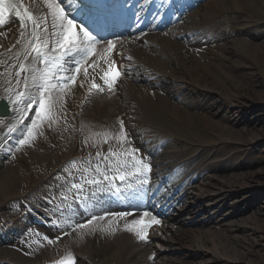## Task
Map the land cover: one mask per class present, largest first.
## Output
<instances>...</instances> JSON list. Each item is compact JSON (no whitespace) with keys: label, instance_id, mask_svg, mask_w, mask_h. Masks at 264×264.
<instances>
[{"label":"bare ground","instance_id":"6f19581e","mask_svg":"<svg viewBox=\"0 0 264 264\" xmlns=\"http://www.w3.org/2000/svg\"><path fill=\"white\" fill-rule=\"evenodd\" d=\"M163 2L172 4L171 0ZM185 2L188 6L176 5L180 8L172 14L175 21L171 25L161 30L111 39L117 40L111 58L116 60L120 71H124L115 91L110 93L105 87L103 92H89L92 81L84 80L81 71L80 83L84 86L77 83L64 94V107L61 109L57 105L51 127L47 125L35 130L34 150L29 144L15 150V143L22 139V127L16 128L13 140L7 139L6 125L2 123L5 117L0 116V210L11 204L20 206V213L24 208L22 201L31 196L34 197L29 203L31 208L34 205L36 209L38 205L61 221L64 227L68 226L67 222H73L67 228L68 234L60 237L62 229L50 234L43 226L33 225L27 216L20 219L12 216L8 219L11 224L28 220L33 226L21 232L24 243L30 248L23 250L21 245H5L2 241L0 262L58 264L61 260L74 259V264H264V226L261 225L264 201L256 202L255 196L260 190H253L259 184L264 187V166L250 169L246 161L217 164L224 143L264 139V117L255 113L259 108L255 102L252 104L255 99L252 101L250 97L254 91L264 96V34L254 39L257 33L247 31L249 26L259 27V22L254 21L248 11L250 5L256 6L255 0ZM258 2L264 6V0ZM12 3L20 5L19 0ZM180 3L183 4L184 0ZM23 6L33 9L36 16H47L48 25L52 24L43 0H23ZM227 8L243 13V29L237 36L223 28L221 16ZM259 9L264 11V8ZM12 21L7 20L6 26L0 28L3 33L0 35V98L7 97L11 107L16 108L22 102L17 100L19 88L14 83L22 78L14 74L23 56V48L22 45L11 48L21 31V24ZM24 30L30 32L28 24ZM53 31L49 28L50 33ZM55 39L54 35L51 36L50 49L55 47ZM106 42L97 44L96 54L87 59V64L99 65L92 67L93 74L89 72L88 79L96 77V82L101 85L103 81L99 77L107 70V61L102 59ZM118 48L124 50L125 59H117L120 57ZM237 50L245 53L244 57L241 58ZM45 51L50 57L58 58L65 69L74 68L68 53ZM74 54L82 58L87 56L83 50ZM25 63L31 65V100L38 99V86L42 83L39 77L45 65L31 60ZM239 71L245 72V77ZM34 75L37 77L35 81ZM9 81L14 89L11 95L5 91ZM51 83L58 81L53 79ZM51 95L55 99L60 95L59 90H54ZM252 107L251 113L246 111ZM234 108L239 113L231 115ZM21 112L18 109V114ZM120 119L124 121L126 142L118 139ZM129 126L138 128V139L148 149L157 151V159L141 150V141L132 137ZM46 132L52 136H47ZM77 132L80 138L76 141ZM202 132H207L209 137H204ZM109 148L117 152L137 150L136 158H142L150 165L149 171L140 172L137 181L148 180L149 188L153 174L159 178L165 173L163 181L159 178L153 185L160 186L154 191L159 206L153 208L156 212L163 211L165 219L153 215L150 210L131 211L133 207L130 206L123 212L128 213L125 217H106L104 221L94 222L92 229H70L91 216L74 215L75 206L67 208L73 193L72 185L82 184V189H76L78 193L90 202L94 201V197L101 194L99 186L103 185L86 183L97 176L91 175L90 166L96 170L99 165L102 172L111 174L117 170L116 158H112L111 165L102 158L109 154ZM24 152H28V157ZM97 152L101 155L97 156ZM226 154L223 152L221 156ZM9 158L14 160L11 164L5 163ZM57 158L64 161L62 168H68L69 176L62 175L61 178L58 173L53 174L52 169H47ZM119 159L124 162L125 158L121 156ZM132 163L129 158L127 166L122 169L134 172ZM97 173L101 176L100 172ZM243 186L246 188L241 194ZM65 191L69 192L68 195L62 194ZM149 191L151 189L144 193V204L151 208ZM43 199L48 203H43ZM250 200L245 209L240 207ZM202 205L214 212H203L205 217L198 219ZM225 207H228L226 213L223 212ZM43 211L40 213L44 214ZM95 212L102 210H95L93 214ZM141 218L145 223L153 218L160 221L145 229L146 241L138 239L135 231L125 229V225ZM3 229L4 226L0 228V234ZM45 236L56 242L48 244ZM100 259L104 261L100 262Z\"/></svg>","mask_w":264,"mask_h":264},{"label":"snow or ice","instance_id":"6c2138e0","mask_svg":"<svg viewBox=\"0 0 264 264\" xmlns=\"http://www.w3.org/2000/svg\"><path fill=\"white\" fill-rule=\"evenodd\" d=\"M43 3L46 5L49 14L52 18V24L48 25L47 16H36L33 11L29 8L23 6V0H20V5L12 3L11 0H0V25L6 23L5 11L6 10H15V15L20 19L21 22V31L15 43L11 48H15L17 45H22L23 56L19 59L17 70L15 71V76H21L25 71L29 70L31 67L30 64H26L28 61H38L40 64L45 65L44 69L41 71L39 79L42 83L39 87V98L32 99L31 102L27 103L26 110L32 109L35 105V114L36 118L32 120L31 125L28 127L26 134L22 139L18 141L20 146H26L30 143L32 139L35 138L38 128L44 123V120L49 121V127L55 122L57 105L59 108L64 107V94L70 92L72 87L78 83V77L83 70L85 78L89 77V68L99 67V65L87 64V59L96 54V45L101 41L94 36L86 27L78 25L73 18H69L68 13L65 11V8L62 6V0H43ZM7 6V9H6ZM23 7V13L20 8ZM31 24V31L27 32L24 30L27 27V24ZM49 28L55 30L49 32ZM3 35V33H0ZM55 36L54 48L50 49V39L51 36ZM117 47V40H108L106 42L105 55L102 59L107 61V70L103 72V75L99 77L103 81V85L96 82V77H91L92 83L89 88V92L93 90L103 92L105 87L111 93L114 92L116 86L123 75L119 69V65L115 59L111 58V54L114 53ZM11 48L9 51H11ZM45 49L50 51H57L61 54H67L69 52H76L80 54L83 50L87 53V56L83 57L79 61H74L75 67L71 69H65L63 64L58 58L50 57L48 52ZM19 56V54H17ZM37 77L34 75L33 80L35 81ZM56 79L58 83L53 84L51 81ZM20 81L17 80L16 84L19 85ZM27 87V83L25 84ZM83 83H80V87H83ZM59 90L60 95L53 99L51 93L54 90ZM5 91L11 95L14 89L11 86L9 81L5 87ZM17 95L23 96V93H16ZM20 101H17L19 103ZM120 135L118 137L121 141H127V134L125 132V126L123 119L119 120ZM42 134V133H41ZM107 143V141H105ZM137 150H125L124 152L113 151L111 148L108 149V155L103 156V160L107 161L109 165L113 163L112 158H116L117 171L119 172L118 177H113V179L118 178L121 181H124L127 176L134 175L142 170L149 171L150 165L145 163L142 158H136L135 152ZM97 156H100L101 153L97 152ZM123 156L124 162H121L119 159ZM131 158L133 161L132 168L134 172H126L121 170L127 166V160ZM85 171H88L87 169ZM96 171L100 172L103 175L104 180H109V177L101 171L99 165L96 167ZM102 181H99L95 178L86 180L87 184L94 185L99 184ZM74 189H82L83 185L76 183L72 185ZM128 213H104L101 216H91L84 223H77L75 225V230L83 229H92L94 222L104 221L106 217H125ZM145 216L148 214L145 213ZM160 221L153 218L150 222L145 223L143 218L139 220L131 221V225H125L127 231H135V234L138 239L146 241L148 235L146 228L150 227L152 224H159ZM111 224V221H109ZM136 226H141L139 229H136ZM94 231L97 229H93ZM100 231H105V229H98ZM67 235V233H65ZM57 240L59 237L56 238ZM44 240L48 244H53L56 241L49 239L47 236L44 237ZM58 264H74V259L61 260Z\"/></svg>","mask_w":264,"mask_h":264},{"label":"rangeland","instance_id":"374dc122","mask_svg":"<svg viewBox=\"0 0 264 264\" xmlns=\"http://www.w3.org/2000/svg\"><path fill=\"white\" fill-rule=\"evenodd\" d=\"M258 1L259 0H255L256 6L250 5L248 7V11H250V14H251V17L253 18V20L256 22H259L258 23L259 27L258 26H252V27H249L247 30V31H250V32L255 33V34L257 33L256 36L254 37V39H257L260 35L264 34V32H259V31H261V29H264V11L259 9V7L264 8V6H262L261 3ZM221 18H223V24H224L223 28L225 30L230 29V31L233 32L234 35H236V36L239 35V32L243 29L242 22L244 21L243 13L240 10L233 9V8H227L226 10H224V13L221 16ZM237 52L239 54H241L240 55L241 58L244 57L245 53H242L241 51H238V50H237ZM239 73L242 77H245V72L239 71ZM260 77H263V75H261ZM243 88H245V87H243ZM260 94H263V93H261V92L255 93V91H254L252 93V96H250V97H251L252 101L255 99L252 104H254V102H255L256 103L255 105H257V107L259 108V110L257 109L258 111H256L255 113L262 114V117H264V96H260ZM256 95H258V96H256ZM234 106H237V105L235 104ZM236 110L237 109L234 108L233 111L230 112V114L231 115L232 114H238L239 111H236ZM252 110H253V107L248 108L246 111H250V113H251ZM257 124H258V122H257ZM201 134L204 137H209V134L207 132H202ZM227 143L228 144L224 143L223 144V145H225L224 148L219 150V153H220L219 156L221 154H223V152L233 153L228 157V159H226L227 162L238 163L241 161H246L247 164H249V165H248V167L247 166H245V167L250 168V169H258V168L264 166V139L260 140L258 142H250V141L243 142V141H239V140H231ZM7 163H9V162L7 161ZM50 167H52V166L49 165L48 169ZM115 169H117V168H115ZM121 170H123V169H121ZM263 179H264V175H263ZM261 186H262V184H259L258 187L257 186L253 187L254 188L253 190H260L259 193H261V194L263 193V195H264V187L261 188ZM245 188H246L245 186L241 187V190H243L241 192V194L244 192ZM261 194H258L256 202L260 199L264 201V196L261 197ZM232 198H233V196L230 197L231 201H233ZM224 200H223V203H225ZM240 207L244 208V207H246V204H242V205L240 204ZM220 209H221V207H220ZM201 210H203V211L205 210L206 212H208L207 214L214 212V211H211L210 208L206 207L205 205H202ZM227 211H228V207H225V211H223V212L226 213ZM247 213H249V212H247ZM202 215L203 214L199 215L198 219L203 217ZM193 216H195V215H193ZM261 225L264 226V215H261ZM176 228H177V226H176ZM169 229H171V227ZM230 242H232V241H230ZM230 242H229V244H230ZM101 261H104V260L100 259V262Z\"/></svg>","mask_w":264,"mask_h":264}]
</instances>
